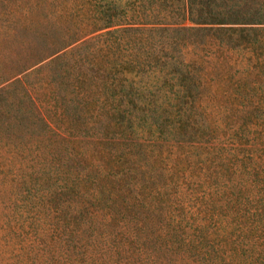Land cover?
<instances>
[{
    "label": "trees",
    "instance_id": "trees-1",
    "mask_svg": "<svg viewBox=\"0 0 264 264\" xmlns=\"http://www.w3.org/2000/svg\"><path fill=\"white\" fill-rule=\"evenodd\" d=\"M0 61L9 264H264V0H0Z\"/></svg>",
    "mask_w": 264,
    "mask_h": 264
},
{
    "label": "rangeland",
    "instance_id": "rangeland-1",
    "mask_svg": "<svg viewBox=\"0 0 264 264\" xmlns=\"http://www.w3.org/2000/svg\"><path fill=\"white\" fill-rule=\"evenodd\" d=\"M162 12H163V10H160L159 12H157V15L153 18L155 20V22H150L149 24L146 25V27H153V25L161 26V23H171V21H166V20H170V19H167L165 14L162 13ZM185 25L186 26H190L192 24H189L188 22H186ZM131 32H135V31H129L127 34H130ZM135 33L138 34L140 37H142L144 35L139 30H138V33L137 32H135ZM131 34H133V33H131ZM154 38L157 39L158 38V34H156V36ZM89 51H90V47H87L85 50H81L82 53L89 52ZM174 52H176V51L172 48L171 52L168 53V54L165 51L161 52V53H166L168 56H170ZM222 53L221 52H217L216 50H213L212 51V56L213 57H220V59L225 58L224 61L225 60L226 61L227 60H231V55H232V54H230V53H232L231 51H229L227 53L226 52H222ZM204 54L207 55L206 53H204ZM47 55H48L47 52H43V53L34 52L31 56L33 57L34 60L38 61V59H40L41 57L47 56ZM177 55H178V52H177ZM189 55L196 56V55H198V53L194 50V48H192V49H190ZM0 63H1V61H0ZM61 65H62L61 63H57L55 65V69H60ZM202 66L207 67L209 74H216L215 69H213L211 67V65L206 64V65H202ZM40 74H43V73H40ZM40 74L37 75L36 77L30 79V81H29L31 87L33 89L35 88V90H34L35 95H41L43 93L42 92L43 91V89H42L43 83H42ZM46 77H49V75H46ZM74 91H75L74 92L75 94L72 95V97L71 96H67V99H73L74 101H78V99L82 98V93L79 94V92L77 90H74ZM5 98H7L6 95H0V107H2L4 112L8 113V112H11V111H15L16 109H19L20 111H24L25 110V106L23 105L22 99H19L18 102H14V104H13L11 102H7L5 100ZM204 101H206V100L204 99ZM142 120H145V122L142 123L141 122ZM156 124H157V122H156L155 118H152V117L144 118V117H142L141 120H140L139 129H142L143 132L149 131V130L153 129ZM8 169H9V176H7V181L5 183H2L7 188L15 185L16 182H17V179L15 177L10 176L11 173L14 171L13 169H15L14 168V164L10 163ZM8 179H9V181H8ZM8 182H9V186H8ZM7 188H2L0 186V190H4V191H6L9 194L10 189L9 188L7 189ZM6 192H5V195H6ZM3 197H4V195H2V198L0 199V264H9V260L7 258V255H5V249L3 248L2 243H1V238L3 239V235L6 234V232L2 230V227H3L2 224H3V220H4L3 216L5 215V213L8 212L9 209H12V208H11V205H9V204H7L6 202L3 201ZM51 221L52 220H51V217H50L47 220V222L44 223V226L50 227L54 223L53 221L52 222ZM2 253H3L4 256L2 255Z\"/></svg>",
    "mask_w": 264,
    "mask_h": 264
}]
</instances>
